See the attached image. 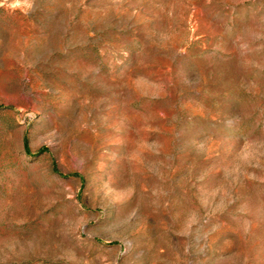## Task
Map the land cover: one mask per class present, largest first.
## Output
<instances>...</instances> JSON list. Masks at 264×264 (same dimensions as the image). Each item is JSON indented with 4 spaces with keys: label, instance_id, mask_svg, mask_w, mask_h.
<instances>
[{
    "label": "rangeland",
    "instance_id": "obj_1",
    "mask_svg": "<svg viewBox=\"0 0 264 264\" xmlns=\"http://www.w3.org/2000/svg\"><path fill=\"white\" fill-rule=\"evenodd\" d=\"M0 264H264V0H0Z\"/></svg>",
    "mask_w": 264,
    "mask_h": 264
}]
</instances>
